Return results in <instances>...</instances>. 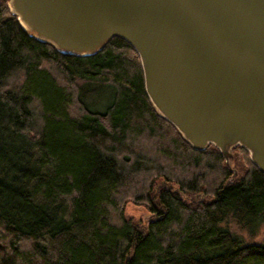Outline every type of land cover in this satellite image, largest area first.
I'll return each instance as SVG.
<instances>
[{
  "label": "trees",
  "instance_id": "obj_1",
  "mask_svg": "<svg viewBox=\"0 0 264 264\" xmlns=\"http://www.w3.org/2000/svg\"><path fill=\"white\" fill-rule=\"evenodd\" d=\"M233 151L235 175L157 114L123 38L61 54L0 0V264H264V243L221 224L264 223V172Z\"/></svg>",
  "mask_w": 264,
  "mask_h": 264
},
{
  "label": "water",
  "instance_id": "obj_2",
  "mask_svg": "<svg viewBox=\"0 0 264 264\" xmlns=\"http://www.w3.org/2000/svg\"><path fill=\"white\" fill-rule=\"evenodd\" d=\"M31 36L88 56L112 37L137 52L158 115L233 175L242 147L264 172V0H6Z\"/></svg>",
  "mask_w": 264,
  "mask_h": 264
},
{
  "label": "rangeland",
  "instance_id": "obj_3",
  "mask_svg": "<svg viewBox=\"0 0 264 264\" xmlns=\"http://www.w3.org/2000/svg\"><path fill=\"white\" fill-rule=\"evenodd\" d=\"M89 96V104H92L93 106L96 105V107L101 108L109 99L110 92H101L100 90L91 88ZM233 154V168H235L237 171L235 164L240 160V156L235 155L234 151ZM124 213L126 217L132 218L142 226H145L147 221L151 218L150 212L145 207L134 204L132 202L126 205ZM221 224L237 236L241 237L245 242L264 243V223L260 224L254 231L251 232L241 223H239L235 218L229 215Z\"/></svg>",
  "mask_w": 264,
  "mask_h": 264
}]
</instances>
